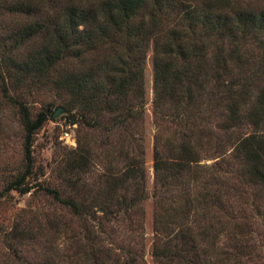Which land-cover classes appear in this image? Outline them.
I'll list each match as a JSON object with an SVG mask.
<instances>
[{
	"label": "trees",
	"instance_id": "trees-1",
	"mask_svg": "<svg viewBox=\"0 0 264 264\" xmlns=\"http://www.w3.org/2000/svg\"><path fill=\"white\" fill-rule=\"evenodd\" d=\"M251 5L0 0V94L17 110L27 164L5 191L29 192L30 138L48 117L30 118L31 90L65 96L76 122L100 136L92 145L78 136L63 190H43L68 215L60 225L73 249L63 263L147 264L144 64L151 49V263L264 264V2ZM97 162V186L86 192L79 179Z\"/></svg>",
	"mask_w": 264,
	"mask_h": 264
},
{
	"label": "rangeland",
	"instance_id": "rangeland-1",
	"mask_svg": "<svg viewBox=\"0 0 264 264\" xmlns=\"http://www.w3.org/2000/svg\"><path fill=\"white\" fill-rule=\"evenodd\" d=\"M264 0H251L252 7H261ZM29 48L23 53L26 54ZM244 52V51H243ZM145 112L143 121L145 151V192L143 240L144 259L151 263L152 214L154 205L152 171V137L155 131L152 117V52L148 50L144 64ZM67 98L49 87H40L29 92L25 103L33 120L40 112H47V120L30 138V166L25 179L29 192L20 194L6 192L10 181L25 173V132L17 110L0 94V264H49L63 263L62 255L73 249L68 243L69 232L63 233L62 217H68L51 198L43 195L44 189L62 191L65 162L71 158L76 138L83 137L91 145L98 142V133L83 128L76 122L73 112L65 108ZM209 163V162H207ZM101 164L81 176L86 192H93L96 179L101 173ZM73 181L75 174H69ZM95 186V187H93ZM54 217H57L54 219ZM54 220V221H53ZM56 220V222H55ZM31 230L32 237L25 233ZM26 235V236H25ZM13 237V238H12Z\"/></svg>",
	"mask_w": 264,
	"mask_h": 264
}]
</instances>
